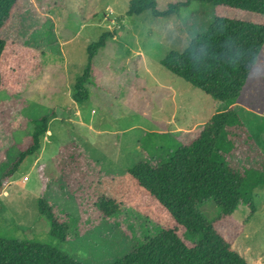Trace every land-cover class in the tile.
Segmentation results:
<instances>
[{"label":"rangeland","instance_id":"1","mask_svg":"<svg viewBox=\"0 0 264 264\" xmlns=\"http://www.w3.org/2000/svg\"><path fill=\"white\" fill-rule=\"evenodd\" d=\"M130 1L19 0L1 30L3 39L41 53L43 73L15 101L0 93V178L28 141L31 120L71 116L75 105L69 94L86 67L87 46L104 33H113L114 38L107 39L97 52L99 83L90 81L92 96L79 104L83 116L89 117L93 110L95 126L107 130L93 136V154L107 157L113 165L98 160L87 166V159L75 152L70 138L77 133L75 125L53 120L48 137L51 145L27 157L0 191V239L50 246L81 264H115L147 232L154 235L155 227L127 210L104 218L96 207L92 184L104 178L107 169L126 172L142 162L163 164L177 142L168 130L196 128L200 125L196 123L228 107L171 74L161 61L171 52L184 51L215 16L255 23H263L264 18L200 2L174 6L157 17L150 11L129 15ZM155 1L158 11L165 12L185 0ZM237 103L230 106L234 105L249 132L235 130L227 160L239 171H264V46ZM67 146L61 155L60 147ZM24 177L27 180L22 182ZM43 181L48 206L67 226L65 242L50 235L49 220L39 213ZM254 192L252 214L241 204L231 218L216 222L215 227L249 264H264V186ZM199 211L208 220L219 214L212 201L202 204Z\"/></svg>","mask_w":264,"mask_h":264},{"label":"trees","instance_id":"2","mask_svg":"<svg viewBox=\"0 0 264 264\" xmlns=\"http://www.w3.org/2000/svg\"><path fill=\"white\" fill-rule=\"evenodd\" d=\"M19 0H0V32L7 25ZM191 2L207 3L264 18V0H185L170 5L165 12L155 0H131L127 14L150 11L154 16L168 14L174 6ZM113 33H104L87 46V63L73 87V101L84 103L87 84L96 81L93 58ZM264 46V22L215 16L208 29L194 37L182 51L169 53L161 65L171 74L214 100L228 105L196 130L177 140L166 162L136 164L126 172L104 177L92 184L96 207L104 218L132 211L154 226V235L143 241L115 264H249L216 229L215 223L231 218L239 205L254 212L255 189L264 186V171L231 166L227 156L233 149L235 130H249L236 108L249 73ZM41 53L0 36V93L12 101L42 74ZM100 75V74H99ZM3 114V112H0ZM1 115V114H0ZM49 117L32 121L33 131L20 148L17 161L0 178V191L27 157L40 150ZM250 134V133H249ZM252 137V134L249 135ZM68 146L61 150V155ZM76 152V151H75ZM42 182L38 210L50 223V235L66 241L67 226L54 216L43 194ZM212 201L219 210L208 220L199 207ZM147 223V224H148ZM0 264H81L55 248L36 242L0 239Z\"/></svg>","mask_w":264,"mask_h":264},{"label":"crops","instance_id":"3","mask_svg":"<svg viewBox=\"0 0 264 264\" xmlns=\"http://www.w3.org/2000/svg\"><path fill=\"white\" fill-rule=\"evenodd\" d=\"M96 55L93 58V63H92L94 67H95V58H96ZM42 73H43V66H42ZM94 83H99V82L96 80V81H94ZM91 84L93 85L92 81H91ZM91 84H87V86H86L87 92H88V98H87L86 101L90 100V98H91L90 97V94L92 96V92H91L92 85ZM69 101H71L73 103V105H75V106H73L74 107L73 113L71 114L70 117H67L64 120H62L61 118H59V117H57L55 115H53L52 118L49 119L48 124H47V132H46L45 137H43V140H45V141L43 142L42 146L40 147V150H41V148H42V150L44 148L47 149V147H49L51 145V140L48 137L49 136H52V132L49 129V126H50V124H51V122L53 120L54 121L62 120L64 122L71 121L73 123V125H75V127L77 128V133H76L75 137L74 136L73 137H70L73 140V144L76 145V148H74V150L76 152L82 154L83 157H85L87 159L86 160L87 161V166L95 165L93 163H100L99 161H101V160H103V161L106 160V164H109L110 163L111 165H113L112 164V161L111 162H108L107 161V159H106L107 157L100 158L97 155H94L93 154V151L95 149L94 148V145H96L93 136H97V135H100L102 133H106L107 130L101 129V128H97L95 126V121H94L95 120V116H92L93 115V110L91 111V114L92 115H89V117L82 115V112L79 109V104L77 105V103H75L73 101V89H71V92L69 94ZM235 105L238 106L239 104L236 102ZM233 106H231V107H233ZM224 110L225 109H223L222 111H224ZM211 117L207 118V120H205L203 122L196 123L195 125H199L200 124L196 128L186 129V128H182L180 126H175V128H173L171 130H168V133H173V135L175 136L176 140H178L179 142H183L185 140V135L187 133L190 134V132L196 130L198 127H200L201 125H203L204 123H206ZM32 121H34V120H31V122ZM32 131H33V128H32ZM253 142L255 143V141H253ZM104 145L107 146V144H104ZM138 148H139V145H138ZM62 149H63V147H60V150L59 151H61ZM55 156H53L51 159H54ZM51 159H50V161H51ZM108 160H110V159H108ZM100 165H104V164H100ZM93 168H95V167H93ZM110 168H114V166H111ZM106 171H109V172L107 173ZM122 173H124V172H122V171L121 172H115L112 169H109V170L107 169V170H105L104 175H105L106 178H108V177H113L115 175H120Z\"/></svg>","mask_w":264,"mask_h":264},{"label":"built area","instance_id":"4","mask_svg":"<svg viewBox=\"0 0 264 264\" xmlns=\"http://www.w3.org/2000/svg\"><path fill=\"white\" fill-rule=\"evenodd\" d=\"M26 180H27V178H26V177H24V178H23V180H22V182H25Z\"/></svg>","mask_w":264,"mask_h":264}]
</instances>
